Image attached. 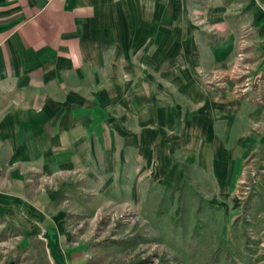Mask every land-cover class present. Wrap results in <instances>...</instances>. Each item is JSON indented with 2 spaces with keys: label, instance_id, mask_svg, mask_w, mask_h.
Wrapping results in <instances>:
<instances>
[{
  "label": "crops",
  "instance_id": "crops-1",
  "mask_svg": "<svg viewBox=\"0 0 264 264\" xmlns=\"http://www.w3.org/2000/svg\"><path fill=\"white\" fill-rule=\"evenodd\" d=\"M237 52L264 77V0H0V216L21 259L85 258L60 222L64 186L34 180L160 154L225 186L264 155V105L228 70Z\"/></svg>",
  "mask_w": 264,
  "mask_h": 264
},
{
  "label": "rangeland",
  "instance_id": "rangeland-1",
  "mask_svg": "<svg viewBox=\"0 0 264 264\" xmlns=\"http://www.w3.org/2000/svg\"><path fill=\"white\" fill-rule=\"evenodd\" d=\"M134 161L113 173L101 161L84 173L34 180L38 191L64 186L56 207L83 264H264L263 154L225 186L191 166L164 169L160 154ZM21 240L0 216V264H32L20 257Z\"/></svg>",
  "mask_w": 264,
  "mask_h": 264
},
{
  "label": "built area",
  "instance_id": "built-area-1",
  "mask_svg": "<svg viewBox=\"0 0 264 264\" xmlns=\"http://www.w3.org/2000/svg\"><path fill=\"white\" fill-rule=\"evenodd\" d=\"M245 56L242 52H237L234 61L230 63L229 72L232 78L239 80L236 83V89L245 99L252 100L259 105H264V77L263 75H250L247 67H245ZM202 80L207 85H213L212 76L208 72H202ZM226 78L222 77L217 85L223 84ZM42 240L46 239L41 234Z\"/></svg>",
  "mask_w": 264,
  "mask_h": 264
}]
</instances>
